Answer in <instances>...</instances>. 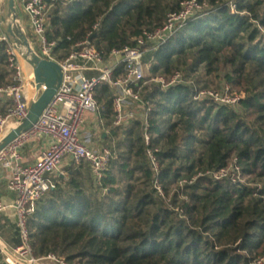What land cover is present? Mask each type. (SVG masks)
Returning <instances> with one entry per match:
<instances>
[{"label":"trees","instance_id":"obj_1","mask_svg":"<svg viewBox=\"0 0 264 264\" xmlns=\"http://www.w3.org/2000/svg\"><path fill=\"white\" fill-rule=\"evenodd\" d=\"M183 1L53 0L45 24L50 54L61 61L89 40L107 59L162 27ZM198 1L201 11L144 56L149 70L132 119L113 125V93L106 83L96 85L106 132L99 144L113 155L99 177L87 161L68 162L36 201L27 218L34 257L51 254L65 264H264V0H232L233 9L229 0ZM6 48L0 42L2 86L13 74ZM175 72L179 83L153 81ZM212 79L230 86L221 93L239 94L234 106L195 97ZM7 108L0 97V112ZM12 235L14 247L16 229Z\"/></svg>","mask_w":264,"mask_h":264},{"label":"built area","instance_id":"obj_2","mask_svg":"<svg viewBox=\"0 0 264 264\" xmlns=\"http://www.w3.org/2000/svg\"><path fill=\"white\" fill-rule=\"evenodd\" d=\"M53 0H21L22 7L29 18L33 40L27 41L31 51L40 57L56 61L61 68V79L46 106L32 126L21 131L15 138L0 149V180L6 179V187L14 195L11 203L0 201V213L7 208L15 213V227L20 243L11 249L0 246L2 259L0 264H39L40 260H51L57 264H65L54 255L36 258L29 245L27 218L34 212L35 203L47 191L55 186L54 179L61 174L60 167L65 161H87L97 177L105 169L113 155L111 149L94 148L84 137L81 128L84 124L85 112L96 113L94 89L99 83H106L113 93V125H121L132 119L142 106L138 84L149 70V63L143 60L147 51L154 50L181 28L194 14L201 11L198 0H185L176 12H170L162 27L152 31H144L135 39L134 46H125L111 50L107 59L89 40L77 44L61 61L51 56L54 45L45 35V24L48 10ZM229 6L234 8L232 0ZM10 26L13 33L1 30L2 25ZM16 30L23 32L19 18L9 14L6 19L0 16V42H6L8 65L13 70L12 83L0 84V97H8L11 106L4 113L0 112V139L12 128L19 125L27 115L28 105L23 97L25 80L22 78L20 61H25L28 51L22 44ZM24 33V32H23ZM26 36V35H25ZM121 66V71L119 67ZM162 87L181 82V74L175 72L169 79L153 78ZM45 88L41 84L39 91ZM38 91V92H39ZM38 94V93H37ZM220 94V95H219ZM208 89L197 91L196 98H208L215 102L234 104L237 96H226ZM37 97V96H36ZM146 113L144 118L143 138L149 144ZM46 138L47 143L39 150L31 163L22 162L21 149L32 139ZM153 170L157 171V160L150 149L147 150ZM233 170L239 173V168ZM222 172V171H221Z\"/></svg>","mask_w":264,"mask_h":264},{"label":"crops","instance_id":"obj_3","mask_svg":"<svg viewBox=\"0 0 264 264\" xmlns=\"http://www.w3.org/2000/svg\"><path fill=\"white\" fill-rule=\"evenodd\" d=\"M16 3L17 4L20 3L22 6V2H21V0H14V9H15L16 16L19 18L20 25L23 29V32L26 35V30H29L30 32H32L31 28H30V24H29V18L26 14V18L22 19V16L19 12L20 10H18L16 7ZM9 14L10 13H9L8 7L6 8L5 14H3L2 8L0 7V16H1L2 20L6 19ZM23 20H25V24L23 23ZM1 30H7L6 23H4L2 25ZM26 37H27V35H26ZM148 52L149 51H147L145 53V55ZM20 64H21L22 78L25 80L24 88H23V97H24L25 102L29 106L31 101H33L36 98V96L39 95L40 92H38L36 90L35 83L33 81V73H32L31 66L26 61H23V60L20 61ZM90 123H92V122H90ZM93 123L97 127H101L99 119L95 120ZM91 125H92L91 130H94V125L93 124H91ZM105 135H106V132L101 129L99 134H98L99 138L104 137ZM30 141L31 142L28 143V145L23 146L21 149L22 162L24 164L31 163L34 161L39 150H41L42 147L47 143L48 139L36 138V139H32ZM98 145L100 146V144H98ZM32 146H33V148H31ZM27 149L29 152L27 151ZM67 163H68V161H65V162H63V164L61 166L64 167ZM13 197H14V195L12 193H10L6 187V179L1 178V180H0V201L3 203H11L13 200ZM15 218H16L15 213H14L13 209H11V208H7L0 213V246L4 245L5 247H7L9 249H11L13 247L11 238L13 236L12 234L15 232V229H16ZM1 259H2V254L0 253V263H1Z\"/></svg>","mask_w":264,"mask_h":264},{"label":"water","instance_id":"obj_4","mask_svg":"<svg viewBox=\"0 0 264 264\" xmlns=\"http://www.w3.org/2000/svg\"><path fill=\"white\" fill-rule=\"evenodd\" d=\"M7 7L9 9V13L12 14L14 18L16 16L14 0H8ZM7 33H13L9 25L7 26ZM16 33L21 39L22 44L29 52V56H25L24 58L32 68L33 81L35 83L36 90L39 91L41 84H44L45 88L39 91V95L33 101H31L28 106L27 115L21 120L19 125L10 129L0 139V149L3 148L13 138H15L16 135H18L21 131L29 129L32 124L36 122L41 111L52 98L61 79V68L59 64L54 60L42 58L37 53L31 51L25 34L20 30H16Z\"/></svg>","mask_w":264,"mask_h":264},{"label":"rangeland","instance_id":"obj_5","mask_svg":"<svg viewBox=\"0 0 264 264\" xmlns=\"http://www.w3.org/2000/svg\"><path fill=\"white\" fill-rule=\"evenodd\" d=\"M0 7L2 8V11H3V14H5V11H6V8H7V0H0ZM16 7L18 10H20V14L22 16V19L26 18V13L24 11V9L22 8L21 4H17L16 3ZM23 23L25 24V20H23ZM26 35L27 37L29 38V40H33V35H32V32H30L29 30H26ZM145 58L147 59L148 58V55L145 56ZM145 62H148L147 60H144ZM219 80H216V79H212V82L208 84V86L204 89H208V90H212V91H216L218 94L221 93V91L224 89V91H227V87H229L230 89V86L225 83L224 81H219ZM220 95V94H219ZM239 96V94L235 91H230V92H227V95L226 96ZM4 99L5 101H7V104L9 105L10 107V99L8 97H4L2 98ZM234 106V104H231ZM98 119V114L97 113H92V112H85L84 114V124L81 128V132H82V135L84 137H87L89 139V145L94 147V148H99L100 146L98 145L99 144V132L100 130L102 129L101 127H97L93 122L95 120ZM92 122V123H90ZM90 123V124H89ZM94 125V130H91L92 129V125ZM31 141H28L24 144L25 145H28V143H30ZM46 142V141H45ZM33 148V146L31 147ZM28 151V149H27ZM29 152V151H28ZM60 171L65 173V170L63 169V167L61 166L60 167ZM39 264H57L51 260H40L39 261Z\"/></svg>","mask_w":264,"mask_h":264}]
</instances>
